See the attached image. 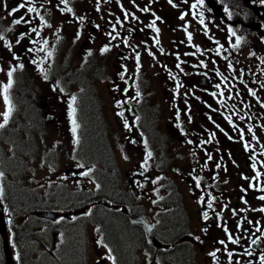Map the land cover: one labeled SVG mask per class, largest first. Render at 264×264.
I'll return each instance as SVG.
<instances>
[{
    "label": "flooded vegetation",
    "instance_id": "1",
    "mask_svg": "<svg viewBox=\"0 0 264 264\" xmlns=\"http://www.w3.org/2000/svg\"><path fill=\"white\" fill-rule=\"evenodd\" d=\"M20 3H24L25 7L9 15ZM173 3L177 7L173 8L167 0H68L67 5L61 0H0V36H3L0 40V57L5 58L6 50L7 55L12 54L10 58L25 52L24 60L30 63L32 51L37 56L38 51V54H44L48 48V51L51 50L54 27L59 33L72 32L70 35L75 41L77 37H82V43L88 47L101 41L104 48H108V55H114L116 60L120 52L126 67L119 69L118 77L125 75V80L114 95L117 97L115 109L118 108L115 118L127 146L142 149L157 133L158 140L159 134L165 138L167 133L159 126L162 117L157 110L145 107L150 119L143 116L140 121L129 108L136 88L132 67L137 57L134 54L130 56L124 49L138 40L145 50L140 51L142 67L145 60L152 59L156 65L154 73L158 75L156 87L165 92L168 98L166 103H170L172 118L167 123L169 132L173 131V140L196 155L186 182L194 192L192 196L202 203V212L208 213L207 220L201 215L204 225L209 228L208 237L216 236L217 241L223 240L226 246L215 248L216 255L209 256L210 264H225L227 261L230 264H260V256L264 255V212L259 211L264 208V201L259 199L264 195V2L230 0L229 4L228 0H204V4L200 5L197 0H173ZM192 4H197V7L193 9ZM28 7H35L37 11L29 13ZM184 13L188 15L181 20L179 17ZM201 14L204 24L200 23ZM21 16L24 20L16 25L14 20ZM157 16L159 20H156ZM153 20H156L155 27L159 32L149 27ZM45 22L50 27L45 26ZM33 28L36 32L32 31ZM165 33L170 36H165ZM188 33L192 35L191 41L187 38ZM103 49L101 52H104ZM83 55L84 51L81 53ZM89 55L95 57L94 52ZM41 62H48L45 61V54ZM30 72L27 73L31 77L29 84L35 80ZM116 78L117 71L113 84ZM149 85L151 83L147 80L146 86ZM249 89L256 95H250ZM44 94L41 98H44ZM40 99L33 98L31 101L38 103ZM147 100L144 98L142 102L147 103ZM122 102L124 105H121ZM133 103H137V97ZM150 121L153 127L146 124ZM153 129L157 131L155 134ZM234 154L243 159L246 156L243 172L251 177L246 179L245 185L250 187L252 183L258 188L256 207L259 209L254 222L256 229H261L260 232H252L250 227L242 226V214L234 215L230 211L228 195L222 185L223 177H220L217 166L212 164V161L220 164V158L228 159ZM209 155L211 160L208 159ZM240 158H237L238 161ZM100 176L98 173L101 179ZM112 182L113 193L101 200L99 207L94 201L85 207L89 210L90 206H95V217L99 216L102 208L129 215L126 206L117 204L123 201V196L115 193L113 179ZM139 183L143 185L145 182L140 180ZM239 198L240 201L247 200L241 193ZM209 202L211 208L208 207ZM180 212L182 218L188 221L185 211ZM217 227L221 234L216 232ZM229 234L239 243L233 244L228 240ZM253 240L257 241L253 245L256 256L250 257L245 254L244 243L249 244ZM222 251L226 254L225 259L219 253ZM229 252L232 253L231 257ZM74 262L55 260L48 264H86L85 260ZM113 263L119 264V260Z\"/></svg>",
    "mask_w": 264,
    "mask_h": 264
},
{
    "label": "rangeland",
    "instance_id": "2",
    "mask_svg": "<svg viewBox=\"0 0 264 264\" xmlns=\"http://www.w3.org/2000/svg\"><path fill=\"white\" fill-rule=\"evenodd\" d=\"M228 2L230 4V0ZM52 30V48L49 51L48 48L47 52L44 53L45 61L48 60L46 64L41 62L44 54H38L40 51L37 52V56L34 55L35 52H31L30 63L25 62L23 57L25 52L23 51L22 55L19 52V55L14 54V57L10 58L12 54L8 53L7 55L6 50L5 58L0 57V123L4 122L3 113L8 110L3 91L4 85L9 80L6 73L13 68L16 69L15 77H12V85L8 90L12 112L8 123L3 129H0V154L3 155L2 159L4 157H7L8 160L20 159V163H22L30 157L25 176L24 173L21 175L23 171L20 170V163H16L14 168V171L18 172L15 173L16 180L19 181L21 176L23 183L32 186L35 193L34 199L42 197L46 202H49L50 198L54 197L56 199L54 201L57 202L54 205H58L57 211L62 215H64L63 213H70L68 216L64 215L63 220H52L48 230L39 228L40 225H34L36 233H42L43 235L47 232L46 238L20 237V245L22 244L26 248L29 247L31 250L28 260L39 262L43 254V258L47 259L44 261H47V263L55 260L74 262L81 258L84 251L86 264H97L101 259H105L108 264H111L112 254H110L107 245L104 229L100 228L101 224L97 220L99 218L96 219L91 214L77 219L76 215L72 213L75 210L84 209L91 201H94V204L99 207L100 201L108 198V194H101L102 178H104L102 174L105 173V177L110 175L114 180L115 193L123 196V201L117 204L130 206L131 209L149 219L154 227L159 229L158 232H154L159 241L166 245L167 239L165 237L167 235L165 233L171 227H176L174 233H177L178 236L182 232H186L183 235L193 239L195 264H210L209 253L215 252V248H226V246L219 243L216 236L208 237L209 228L204 225L201 218L203 214L201 210L202 203L192 196L194 192L190 184L186 182V178L190 174V166L197 158L195 153L193 154L183 145L180 144V146L173 140V131L172 133L169 132L167 121L171 120L172 111L170 110V103H166L168 98L165 96V92L156 87L158 75L154 73L156 72V65L153 64L152 59L145 60L139 75V85L143 89V96L145 95V99H148L147 103H133L129 108L138 105V108L143 107L145 109L148 106L151 110L152 108L157 110L162 117L159 126L161 130L163 129L167 133V136L164 138L162 135V138L159 134L158 140L157 133L152 139L157 147V141L162 140L161 143L159 142L158 149L152 148V151L146 147L132 149L124 142V135L115 118L118 108L115 109L114 101L117 97L114 95L117 94L120 84H123L125 80V75L118 77L119 69L126 67L125 61L119 55L120 52L117 53L116 60L114 55L101 52L104 48L101 41L94 42L93 46L88 47V45L82 43V37H77L78 40L75 41L70 35L72 32L63 33L61 31L59 33V31H56V27ZM164 35L170 36L168 33ZM137 41H133V45L124 49V51L127 50L126 52L130 56H133L135 52L140 53L141 49L145 51L144 46L138 44ZM83 51L84 57L81 56ZM49 52L52 53L51 56L48 55ZM92 52H94L95 57L89 55ZM20 65H24V68H21ZM58 67H61V69H57ZM132 69V73H134V65ZM116 71L117 78L115 84H113ZM28 72L35 78L30 84L28 81L31 77L27 76ZM45 76L47 79H45ZM134 77L136 78L133 75L132 78L134 79ZM147 80L150 81L151 85L146 86ZM42 94L45 95H43L44 98H41ZM72 97L76 98L74 105L76 111L77 107L79 109L78 114L77 112L75 114V118L77 124H81V146L77 143V134L72 132V118L69 116L68 105ZM33 98H41L40 102L38 100V103H35L38 112L35 116L36 119L31 117L34 116V111L30 107ZM132 98H134V94H132ZM50 100H53V102ZM56 101L59 103H56ZM164 101L165 103H163ZM121 105H124V103L122 102ZM157 111H155V114H158ZM92 112L99 113L98 123L105 131V146L112 156L110 163H113V166H109L110 168L104 165H102L103 168H99L98 173L102 175L100 176L101 179L99 178L100 187L99 183L91 176L93 174L91 164L98 158L92 159V153L84 148L88 143V127L91 124L88 115ZM132 112L134 111L132 110ZM143 116L144 113L142 112V118ZM19 118L21 120H18ZM38 118L48 121V124L45 123L40 131L27 133V127L25 126L32 129L36 122H39ZM146 124L153 127L152 121ZM7 128L9 129L7 130ZM14 128L19 131L16 136L12 132ZM23 128L25 129L23 130ZM99 129L101 128L99 127ZM5 131H9V134ZM153 132L155 134L157 131L153 129ZM25 134L30 139V145L25 148V152L22 151L25 147L24 143L16 148V145L13 144L12 146L8 141L14 143L13 140L16 137L20 141L19 138L24 137ZM31 139H33V142ZM4 140L6 141L4 142ZM149 152L151 153L150 157L148 156ZM28 153H30V156H28ZM24 158L26 159L24 160ZM237 158L240 157L234 154L230 155L228 159L220 158L222 161L220 164H215V161H212V164L219 165L217 168L220 177H223L222 185L228 195L230 211L242 214L241 217L246 222V219L259 209L256 207V189L258 190V188L252 183L250 187L245 185L246 179L251 177L249 173L245 175L243 172L246 167V156L245 159L241 156L239 161ZM106 159L104 157V159H98L99 161H97L101 162ZM240 161L243 163L241 164ZM85 172L89 174L84 175ZM240 175L242 178H240ZM139 176L145 178L142 179ZM140 180L145 183L142 185V183H139ZM250 181H252L251 178ZM0 189H2L1 185ZM239 193L242 196L245 195L247 200L240 201ZM72 200H77V202L73 204ZM180 211H185L187 215L188 231L185 228L180 229L176 224V221H178L176 217H179L180 221L182 220ZM114 212H116L115 209L110 211L102 208L103 214H113ZM40 221L43 224L46 223ZM15 223H20L19 218L15 219ZM76 223L77 227H75ZM205 229L207 231H204ZM216 232L222 233L219 227H217ZM48 233L49 236L47 237ZM9 237L18 263V243L12 239L11 231ZM197 237H199V240L196 239ZM125 245L129 246L126 239ZM148 248H151V251ZM52 251H54V254H51ZM130 251L137 258L136 264H179L172 258L170 253L164 251V253H161L145 241L139 246H135V248L130 247ZM66 252L70 253L68 257H65ZM219 253L223 255L224 259L226 258L224 251ZM127 261L130 263V258H127ZM42 264H46V262ZM225 264H230V262L227 261Z\"/></svg>",
    "mask_w": 264,
    "mask_h": 264
},
{
    "label": "trees",
    "instance_id": "3",
    "mask_svg": "<svg viewBox=\"0 0 264 264\" xmlns=\"http://www.w3.org/2000/svg\"><path fill=\"white\" fill-rule=\"evenodd\" d=\"M34 110L33 109V107ZM32 106L30 104V107L32 111H34V116L32 115L31 117L37 116V104L32 103ZM23 110V109H21ZM94 111V110H93ZM22 114V113H21ZM99 113H91L88 115L89 118V123H91L88 127L89 133H88V143H86V147L89 152L92 153L91 158L96 159H104L106 157L107 159L104 161L99 162L101 164L100 166L104 165L105 167H109L110 165L113 166V163H110L112 161V156L111 153L108 151L107 147L105 146L106 139H104L105 136V131L102 129V126L98 123V119L100 116H98ZM17 117V115H15ZM144 116L148 117L150 119V114L144 112ZM22 118V117H21ZM19 118L18 120H21ZM22 122V121H21ZM44 122L39 121L36 122V125L31 129V127L26 128L27 133H34L35 131H40V127H44ZM19 125V124H17ZM81 125V124H80ZM99 127L101 129H99ZM98 128V129H97ZM3 129V128H2ZM9 128H7L8 130ZM25 128H23L24 130ZM7 134H9V131H5ZM15 136L17 132L19 133L18 129H13L12 131ZM92 133V134H90ZM11 135V134H10ZM24 137L19 138L20 141H18V138L16 137L12 143L10 140L9 143L16 145V148L20 147L23 143L25 146L22 151L25 152V148H28L30 145V139L28 136L25 134L23 135ZM29 140V141H28ZM6 140H4L5 142ZM33 142V139H31ZM14 148V147H12ZM11 148V149H12ZM29 152V151H28ZM4 153V151H3ZM16 153V152H15ZM20 155V154H19ZM28 156H30V153H28ZM32 156V155H31ZM3 155L1 156L0 154V172L3 173V176H1L2 180V189H3V194L2 197L7 205V212L9 216L11 217V227H12V239L16 243H18V249H19V260L21 264H39L41 260H47L43 258V254L41 255V259L39 262H33L28 260L30 257L31 250L30 248H26L25 246L20 245V237L27 236L28 238L32 239H38L39 238H46L47 232L43 233H36L34 230V225H40L39 228H44V229H49V225L52 223L51 220L46 219V218H41L35 215V211L39 209H46V208H52L54 207L57 202L54 201V197H51L49 202H46L45 199L38 198L34 199V189L32 186L30 187L29 185L25 184L22 182L21 176L19 178V181L16 180V175L15 173H18L17 171H14V168L16 167V163H20V159H11L8 160L7 157H4L2 159ZM30 158V157H29ZM28 158V159H29ZM26 158H24L25 160ZM25 160L22 163H20L19 167L20 170L23 171L21 175L24 173V176L26 174V170L28 167L29 160ZM97 159V160H98ZM95 160V161H97ZM99 161V160H98ZM109 163H106V162ZM105 162V163H102ZM108 165V166H107ZM12 167V169H11ZM22 168V169H21ZM104 175V178H102V189H101V194H111L113 193L114 188H112V177L110 175L105 177V173L102 174ZM101 175V176H102ZM55 194V193H53ZM53 199V200H51ZM105 213V212H103ZM102 211H100V214L97 218L99 221V224H101V228L104 229L103 232L106 235V241L110 245V247L114 250V252L117 254V259L119 260V264H136L137 263V258L134 257L133 254H131L130 247L135 248V246H139L142 242H146L145 240V235L143 233L142 228L139 226V228L136 225H133L129 222L127 216L123 214L120 211L112 213H106L103 214ZM19 218L20 223L16 224L15 219ZM40 220L45 221L46 223L43 224ZM176 224H178L179 228H185L187 231L189 229L188 227V222L187 220H179V217H176ZM77 227V225L75 226ZM34 230V231H33ZM176 230V227H171L168 232L165 234L167 237H165L166 244H167V249L161 250V253H170L172 255V258L179 262V264H194V255H193V250H194V244L192 241L189 239L185 238L186 232H182L179 236L177 233H174ZM25 234V235H24ZM49 236V233L47 237ZM125 239L129 243V246L125 245ZM33 249V247H32ZM164 251V252H162ZM70 253L66 252L65 257L69 255ZM76 255V254H75ZM64 258V257H62ZM127 258H130V263L127 261ZM84 260V251L81 256V258L78 261ZM0 264H5L4 256H3V249H2V243H1V237H0ZM42 264V261H41Z\"/></svg>",
    "mask_w": 264,
    "mask_h": 264
},
{
    "label": "snow or ice",
    "instance_id": "4",
    "mask_svg": "<svg viewBox=\"0 0 264 264\" xmlns=\"http://www.w3.org/2000/svg\"><path fill=\"white\" fill-rule=\"evenodd\" d=\"M61 2L64 3L65 5H67L68 0H61ZM167 2H168V4H170L173 8L177 7V5H176L175 3H173V0H167ZM185 2H187V0H185ZM262 2H264V0H262ZM197 3L200 4V5H203V4H204V0H197ZM24 7H25V4H24V3H20V4L18 5V7L13 8V9L11 10V12H9V15H13L14 13L20 11V9H23ZM191 7H192L193 9H195V8L197 7V4H192ZM66 10L69 11V12L72 11L71 8H66ZM36 11H37V10H36L35 7H28V8H27V12H29V13L36 12ZM145 11H146V9H145ZM125 15H127V13H126ZM186 15H188V13H184V14H182L179 18H180L181 20H184ZM40 19H41V21L43 22L44 18H43L42 16L40 17ZM159 19H160V17L157 16V17H156V20H159ZM23 20H24V17L21 16V17H19V18H16V19L14 20V23H15L16 25H20L21 22H22ZM156 20H153L152 23L149 25V27H152V28L154 29V31L159 32V29L155 27ZM25 22L27 23V21H25ZM200 23H201V24H204L203 14H201ZM45 26H49V27H50V25H47L46 22H45ZM32 31H33V32H36V29L33 28ZM185 31H187V29H185ZM229 31H231V29H230ZM37 34H38V33H37ZM233 35H235L234 32H233ZM112 38L115 39L116 37H112ZM187 38H188L189 41H191V39H192V35H191V33H188V37H187ZM2 39H3V36H0V40H2ZM157 42H158V41H157ZM239 42H240L239 39H237V44H239ZM46 43H47V41H45V44H46ZM103 51H104V52H107V51H108V48L105 47V48L103 49ZM149 54L151 55V53H149ZM217 54H219V52H217ZM48 55L51 56L52 53L49 52ZM137 61H139V57H138V56H137ZM20 67L22 68L23 65H20ZM177 67H179V65H177ZM229 67H231V65H229ZM15 71H16L15 68H13L11 71H8L7 76H8V78H9V80H8V83L4 85V88H3V91H4V101H5V103L8 105V110H7L6 112L3 113V121H4V122H3V123H0V129L4 128L5 125L8 123L9 117H10L11 112H12V107H11V104H10V101H9V98H8V90H9V88H10L11 85H12V75H13V72H15ZM41 71H43V69H41ZM45 79H47L46 76H45ZM218 87H219V86H218ZM249 93H250V95H252V96H255V95H256V93H255L254 91H252L251 89H249ZM213 95H215V94L213 93ZM75 102H76V98H75V97H72L71 102H70L69 105H68V107H69V116L72 118V132H73V134L76 133L77 128L79 127V125L77 124L76 118H75V114H76V109H75V107H74ZM262 106H264V105H262ZM228 119H229V123H231V119H230V118H228ZM125 126L127 127V124H125ZM249 131H251V128H249ZM213 135H214V134H213ZM230 139H231V138H230ZM77 143H78V140H77ZM189 143H191V141H189ZM245 148H247V145H245ZM148 156H149V157L151 156V153H150V152L148 153ZM125 159H127V157H125ZM208 159L211 160L212 157L209 155ZM217 167H219V165H217ZM88 174H89V173H87V172L84 173V175H88ZM0 176H3V173H2V172H0ZM197 186H199V181H197ZM0 195H2V189H0ZM259 199L262 200V201H264V195L260 196ZM201 201H203V197H201ZM208 207H210V208L212 207V204H211L210 202H209V204H208ZM259 211H260V212H264V208H260ZM233 214L235 215V212H234ZM203 218H204L205 220L208 219V213H207V212H204V213H203ZM204 231H207V229H205ZM225 231H227V229H225ZM256 231H257V232H260L261 229H260V228H257ZM196 239L199 240V237H197ZM228 240H230L233 244L239 243V240H238V239H233L231 235H228ZM256 242H257L256 240H253V241H252L253 244H255ZM219 243L224 244V241L221 240V241H219ZM247 254H248V255H252L251 252H248ZM209 255H211V256H215V255H216V252L209 253ZM228 255H229V257H231V256H232V253L229 252ZM260 264H264V255H261V256H260Z\"/></svg>",
    "mask_w": 264,
    "mask_h": 264
},
{
    "label": "water",
    "instance_id": "5",
    "mask_svg": "<svg viewBox=\"0 0 264 264\" xmlns=\"http://www.w3.org/2000/svg\"><path fill=\"white\" fill-rule=\"evenodd\" d=\"M5 212H6V205L3 199L0 198V234L2 238L4 255H5L7 264H15V257H14V254L11 249L10 242H9V236H8L9 227H8V221H7ZM38 214L41 216L48 217V218H55L57 213L54 211H41V212H38ZM132 221L135 223L144 225V228L146 230L147 240L150 243H153L154 239L151 235V230H152L151 223L146 221L141 216L133 217Z\"/></svg>",
    "mask_w": 264,
    "mask_h": 264
},
{
    "label": "bare ground",
    "instance_id": "6",
    "mask_svg": "<svg viewBox=\"0 0 264 264\" xmlns=\"http://www.w3.org/2000/svg\"><path fill=\"white\" fill-rule=\"evenodd\" d=\"M81 144H82V140H81V138H80V139L78 140V145L81 146ZM84 144H85V142H84ZM78 145H77V146H78ZM39 264H41V263H39Z\"/></svg>",
    "mask_w": 264,
    "mask_h": 264
}]
</instances>
